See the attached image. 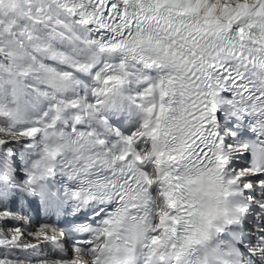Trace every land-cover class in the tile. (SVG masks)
Returning <instances> with one entry per match:
<instances>
[{"label":"snow or ice","instance_id":"snow-or-ice-1","mask_svg":"<svg viewBox=\"0 0 264 264\" xmlns=\"http://www.w3.org/2000/svg\"><path fill=\"white\" fill-rule=\"evenodd\" d=\"M134 253L264 264V0H0V264Z\"/></svg>","mask_w":264,"mask_h":264}]
</instances>
